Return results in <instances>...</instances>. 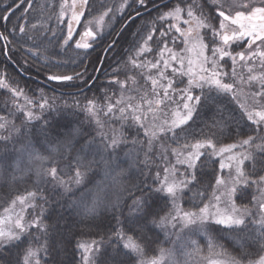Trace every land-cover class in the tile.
<instances>
[{
  "label": "snow or ice",
  "instance_id": "1",
  "mask_svg": "<svg viewBox=\"0 0 264 264\" xmlns=\"http://www.w3.org/2000/svg\"><path fill=\"white\" fill-rule=\"evenodd\" d=\"M149 2L60 0V47L82 17L75 48L104 44L99 97L59 107L0 75V264H68L69 248L78 264H264V0H161L145 19ZM41 35L0 31L3 52L48 66ZM87 71L46 78L87 85Z\"/></svg>",
  "mask_w": 264,
  "mask_h": 264
},
{
  "label": "trees",
  "instance_id": "2",
  "mask_svg": "<svg viewBox=\"0 0 264 264\" xmlns=\"http://www.w3.org/2000/svg\"><path fill=\"white\" fill-rule=\"evenodd\" d=\"M29 2H31V7H29ZM113 2V0H109ZM119 2V0H115ZM59 4L60 0H0V17H2L6 11L10 12V19L5 23L0 19V31L11 30L14 25L23 24L32 33H42L40 40L47 42L51 40L49 44V55L51 56V61L48 66H45V62L42 58L33 57L31 54L24 52L21 55L19 52H13V45L8 46V55L3 52L4 42H0V75L7 78L8 84L12 87L19 85L24 88L25 92L31 97H39L41 95V89H43L44 94L48 97L55 98V104L59 107H63L65 104H73L75 101L79 100L81 103H85L84 97L89 98L99 97L103 94L102 86L107 83L106 76L104 72L108 71L107 64L105 65L104 71H93L94 67H99L97 64V56L104 46L103 43L98 42L95 45V50L92 49H76L75 41L81 39V34L83 33L85 18H81V23L79 25L73 23V40L70 41L71 47L62 49L60 45L62 44V37L67 35L68 23L71 22V13L68 12L63 20L59 19ZM154 5H159L163 7L161 0H150L148 6L142 9V13L146 12L144 16L145 19L149 18V13L152 17L157 15L156 7ZM136 7V6H133ZM155 8V9H154ZM134 15V13H133ZM123 19V18H120ZM126 23L128 21H125ZM144 21L138 19L131 23L128 27L127 32L120 39L116 51L120 52L123 47L126 46L127 41L130 39L129 33H131L135 28L141 25ZM36 24L37 29H31V25ZM119 28V24L115 25ZM56 32V36H52V32ZM22 34L19 33L18 29L15 35L9 34V38L13 40L14 44L20 39ZM115 37V33L112 36H108L105 33V39H112ZM39 43V41H38ZM32 46L31 42H27L25 47ZM68 61L67 63H61L58 66L53 65V61ZM75 61L73 63L72 61ZM110 62V61H109ZM87 67L88 71L84 79L88 80L87 85H85L83 80H73L66 83H51L47 80V75L51 73L60 74H73V71H83V68ZM91 76L93 79H88ZM98 77V79H97ZM10 93L7 89H0V109L3 108L2 101L7 99ZM21 103L23 100L21 98ZM39 112V109H35ZM0 114H5L0 111ZM197 123L203 126L200 120ZM198 131V129H194ZM225 143H231V140H225ZM214 162L209 166V172L213 169L219 168L218 158H213ZM75 231H85L87 229L80 228L74 229ZM79 238V237H77ZM90 237L85 236L84 239H89ZM227 246V245H226ZM204 247V244H203ZM65 259L68 264H78L80 259V253L74 248H69L67 255L61 256Z\"/></svg>",
  "mask_w": 264,
  "mask_h": 264
},
{
  "label": "rangeland",
  "instance_id": "3",
  "mask_svg": "<svg viewBox=\"0 0 264 264\" xmlns=\"http://www.w3.org/2000/svg\"><path fill=\"white\" fill-rule=\"evenodd\" d=\"M192 239H196L200 243L201 247H203V244H204V246L207 244V237L196 236V237H192Z\"/></svg>",
  "mask_w": 264,
  "mask_h": 264
},
{
  "label": "water",
  "instance_id": "4",
  "mask_svg": "<svg viewBox=\"0 0 264 264\" xmlns=\"http://www.w3.org/2000/svg\"><path fill=\"white\" fill-rule=\"evenodd\" d=\"M142 15L144 16L145 13H142ZM137 19H139V17H136V18H135V20H137ZM135 20L128 21V22H127L128 25H130V24H131L133 21H135ZM49 82H51V83H57V84L66 83V82H57V81H49ZM70 82H71V81H70Z\"/></svg>",
  "mask_w": 264,
  "mask_h": 264
},
{
  "label": "flooded vegetation",
  "instance_id": "5",
  "mask_svg": "<svg viewBox=\"0 0 264 264\" xmlns=\"http://www.w3.org/2000/svg\"><path fill=\"white\" fill-rule=\"evenodd\" d=\"M237 50H240V49H237ZM228 63L230 64L231 63V61H228ZM238 71H240V69H239V67H238V69H237Z\"/></svg>",
  "mask_w": 264,
  "mask_h": 264
}]
</instances>
